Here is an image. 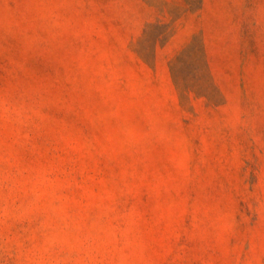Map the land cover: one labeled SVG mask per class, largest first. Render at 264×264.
Here are the masks:
<instances>
[{
	"label": "rangeland",
	"instance_id": "obj_1",
	"mask_svg": "<svg viewBox=\"0 0 264 264\" xmlns=\"http://www.w3.org/2000/svg\"><path fill=\"white\" fill-rule=\"evenodd\" d=\"M0 264H264V0H0Z\"/></svg>",
	"mask_w": 264,
	"mask_h": 264
}]
</instances>
